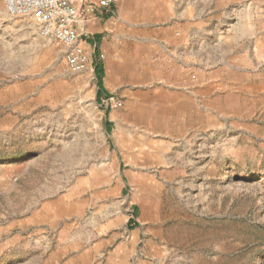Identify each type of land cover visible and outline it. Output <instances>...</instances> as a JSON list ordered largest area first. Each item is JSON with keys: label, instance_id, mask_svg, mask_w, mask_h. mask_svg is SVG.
<instances>
[{"label": "rangeland", "instance_id": "obj_1", "mask_svg": "<svg viewBox=\"0 0 264 264\" xmlns=\"http://www.w3.org/2000/svg\"><path fill=\"white\" fill-rule=\"evenodd\" d=\"M123 2L76 72L0 0V264H264V0Z\"/></svg>", "mask_w": 264, "mask_h": 264}, {"label": "built area", "instance_id": "obj_2", "mask_svg": "<svg viewBox=\"0 0 264 264\" xmlns=\"http://www.w3.org/2000/svg\"><path fill=\"white\" fill-rule=\"evenodd\" d=\"M7 13L32 19L40 33L66 46V59L73 71L87 67L88 56L80 44L88 21L116 14L117 0H4Z\"/></svg>", "mask_w": 264, "mask_h": 264}, {"label": "bare ground", "instance_id": "obj_3", "mask_svg": "<svg viewBox=\"0 0 264 264\" xmlns=\"http://www.w3.org/2000/svg\"><path fill=\"white\" fill-rule=\"evenodd\" d=\"M133 3H134L133 0H125V2L122 3L123 12L125 14L126 13L130 14V9L133 6ZM121 65H122V68L127 70V72H130V70H131L130 65L125 60L122 61ZM113 78H115V79L117 78L116 73H115V69L113 66L108 65V77L106 80L107 85H110L112 83ZM128 106L129 107H128V111H127V116L136 117L138 115V112H137L138 105L136 103L129 102Z\"/></svg>", "mask_w": 264, "mask_h": 264}, {"label": "trees", "instance_id": "obj_4", "mask_svg": "<svg viewBox=\"0 0 264 264\" xmlns=\"http://www.w3.org/2000/svg\"><path fill=\"white\" fill-rule=\"evenodd\" d=\"M100 40H101L100 35H96L94 39H90L89 42L96 44V43H99ZM97 55H98V50L96 48L95 56L97 57ZM95 73H96V76L98 79V85H99V91H98V99H99L101 96H103L107 92L105 90L104 81H103V67H102V64L98 61L95 63ZM106 125H107V128L110 129L112 123L107 120Z\"/></svg>", "mask_w": 264, "mask_h": 264}, {"label": "crops", "instance_id": "obj_5", "mask_svg": "<svg viewBox=\"0 0 264 264\" xmlns=\"http://www.w3.org/2000/svg\"><path fill=\"white\" fill-rule=\"evenodd\" d=\"M117 3H118V0H117ZM116 10H117V4H116ZM108 17H110V16H108ZM104 18H106V17H100V16H99V17H97L95 20H102V19H104ZM95 20L88 21L87 24H86V27H87L88 24H91V23H92L93 21H95ZM83 33H84V30L82 31V34H83ZM81 39H82V36H81ZM89 40H90V39H88V38H85V39H84V41H85L86 43L92 45V43L89 42Z\"/></svg>", "mask_w": 264, "mask_h": 264}]
</instances>
